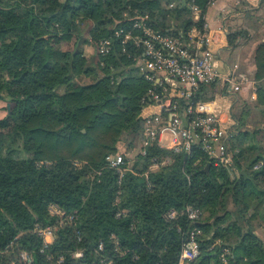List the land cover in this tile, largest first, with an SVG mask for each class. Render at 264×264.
<instances>
[{
    "label": "trees",
    "instance_id": "16d2710c",
    "mask_svg": "<svg viewBox=\"0 0 264 264\" xmlns=\"http://www.w3.org/2000/svg\"><path fill=\"white\" fill-rule=\"evenodd\" d=\"M209 1L194 0L197 27ZM189 12L187 0H0L1 243L19 236L37 261L41 240L32 229L53 222L47 212L53 202L77 217L56 230L49 250L81 249L84 264H177L193 225L202 231L199 254L187 264H224L225 245L231 251L225 264H264V246L251 224L264 207V42L253 53L258 102L237 105L238 117L230 111L232 165H215L197 146L189 152L150 146L122 176L105 162L120 141L139 135L140 100L151 85L134 64L138 50L114 31L148 14L156 29L178 34L170 21ZM182 22L185 29L191 25ZM235 36L228 35L230 44ZM107 37L104 55L94 47L87 58L75 45ZM157 156L169 164L149 170ZM40 160L51 164L38 166ZM187 205L202 210L196 223L162 218L169 208ZM117 211L124 214L116 217ZM100 241L103 249L96 251Z\"/></svg>",
    "mask_w": 264,
    "mask_h": 264
},
{
    "label": "built area",
    "instance_id": "2783aa9c",
    "mask_svg": "<svg viewBox=\"0 0 264 264\" xmlns=\"http://www.w3.org/2000/svg\"><path fill=\"white\" fill-rule=\"evenodd\" d=\"M187 4L189 15L172 21L178 34L162 33L152 25L148 14L133 17L128 29H116L113 33V36L121 38V42H129L138 50L134 64L151 84L140 100L142 106L137 115L141 124L140 145L136 153L144 155L150 146L173 152H189L193 146H197L215 165L230 166L236 151L229 142L232 121L229 125V121L224 119V112H230V103L222 95L213 98L201 96L204 88H210L217 82H221L222 88L234 94L240 90L242 79L233 69L219 71L204 23L201 27L196 26L200 8L194 0H187ZM176 5L177 2L174 1L168 7ZM185 18L191 21L186 29L182 22ZM110 43L109 37L97 40L95 48L98 55L106 54ZM126 151L125 148L120 149L105 157L106 165L117 169L119 176L132 167V159L127 157ZM169 162L168 157H153L148 169L155 170ZM73 163L75 166L82 164L79 161ZM36 164L49 166L51 161L40 160ZM47 212L53 217V222L45 225L36 223L32 229L41 240L37 250L40 258L36 261V251L22 247L18 241L19 236H15L5 243L0 242V264H84L81 249L63 254L49 250L56 230L75 224L76 210L66 212L58 204L51 202L47 206ZM122 214L124 212L117 211L115 216ZM180 216H185L194 224L202 216V210L187 205L180 211L169 208L162 213V218L169 223L175 222ZM201 233L196 225L187 230L180 246L177 264H187L198 256V237ZM76 236L79 239L78 232ZM215 244L219 245L220 241ZM102 249L103 243L100 241L96 251ZM230 253L229 246L222 247L219 255L221 263L227 262ZM101 264L111 262L102 259Z\"/></svg>",
    "mask_w": 264,
    "mask_h": 264
},
{
    "label": "crops",
    "instance_id": "0c3cea01",
    "mask_svg": "<svg viewBox=\"0 0 264 264\" xmlns=\"http://www.w3.org/2000/svg\"><path fill=\"white\" fill-rule=\"evenodd\" d=\"M203 23L210 35V47L215 51L219 71L233 69L242 79L240 90L234 94L222 88L221 82H217L210 98L222 95L230 103L231 112L237 104H256L258 98L253 53L256 46L264 42V0H210L203 13ZM230 34L236 35L231 44L228 40ZM224 119L226 122L231 119L230 112L229 116L224 112ZM118 146L124 149L125 144L120 141ZM251 224L253 233L264 246L263 206L252 217Z\"/></svg>",
    "mask_w": 264,
    "mask_h": 264
},
{
    "label": "rangeland",
    "instance_id": "374dc122",
    "mask_svg": "<svg viewBox=\"0 0 264 264\" xmlns=\"http://www.w3.org/2000/svg\"><path fill=\"white\" fill-rule=\"evenodd\" d=\"M75 45L76 47H78L79 49H81V52L82 54L89 58L92 54H93V51H94V47L95 45L93 44V42H91L90 38H87L86 42L82 43L80 42V40L77 42H75ZM68 48H72V43H68L67 45ZM238 54H241V53H238ZM90 78H87V80H90V79H93L94 76H89ZM214 89L213 91L212 90H208L207 94H206V98H210V96H212L214 94ZM228 96V95H227ZM228 98V97H227ZM4 103L1 102L0 104V118H2L4 116V107H3ZM239 105V104H237ZM236 105V107H237ZM248 106H251V105H248ZM234 109L233 112H235V116L238 117L240 115L241 112H237V109ZM228 116H229V112L227 113ZM255 113H252V114H249V116H247V120L249 121L247 124H248V129H251L253 126L251 125L252 121L254 120V117H255ZM231 119H229V125L231 123ZM231 127V125H230ZM123 142L125 144L124 148L127 150V157L129 159H132V165L134 164L133 161L136 160L137 158V153H136V150L139 148V145H140V134L136 137V138H128V139H123ZM205 214V213H204Z\"/></svg>",
    "mask_w": 264,
    "mask_h": 264
},
{
    "label": "water",
    "instance_id": "95a60500",
    "mask_svg": "<svg viewBox=\"0 0 264 264\" xmlns=\"http://www.w3.org/2000/svg\"><path fill=\"white\" fill-rule=\"evenodd\" d=\"M9 105H7V107H8Z\"/></svg>",
    "mask_w": 264,
    "mask_h": 264
}]
</instances>
